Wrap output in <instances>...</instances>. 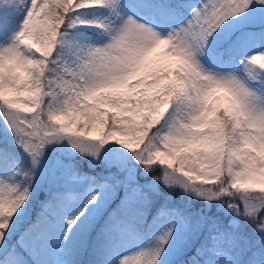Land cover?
Here are the masks:
<instances>
[{
	"label": "snow or ice",
	"instance_id": "obj_1",
	"mask_svg": "<svg viewBox=\"0 0 264 264\" xmlns=\"http://www.w3.org/2000/svg\"><path fill=\"white\" fill-rule=\"evenodd\" d=\"M0 121V264H264V0H0Z\"/></svg>",
	"mask_w": 264,
	"mask_h": 264
},
{
	"label": "trees",
	"instance_id": "obj_2",
	"mask_svg": "<svg viewBox=\"0 0 264 264\" xmlns=\"http://www.w3.org/2000/svg\"><path fill=\"white\" fill-rule=\"evenodd\" d=\"M88 35H92V33L89 32ZM223 106H225V105H223ZM77 118L81 119V120L83 119L80 117H77ZM65 122H67V121H65ZM0 123H2V121H0ZM117 138L124 139V137H117ZM6 139L7 138L1 136V133H0V142L8 143ZM12 146H13V148L15 147L14 144ZM75 159H76L78 167L82 168L84 172H91L92 171V169L89 168V158L88 157H82L79 154H77Z\"/></svg>",
	"mask_w": 264,
	"mask_h": 264
},
{
	"label": "rangeland",
	"instance_id": "obj_3",
	"mask_svg": "<svg viewBox=\"0 0 264 264\" xmlns=\"http://www.w3.org/2000/svg\"><path fill=\"white\" fill-rule=\"evenodd\" d=\"M22 19V17H21ZM165 50L164 46H162L160 49H158V52H163ZM165 63H171L173 66H175V64L177 63L175 60H172V59H166L165 60ZM218 95H224L223 93H218ZM223 105L227 106L226 104V101L223 103ZM0 133H1V136L7 138V142H10L11 141V136L10 134L8 133L7 129H6V126L2 123H0ZM135 246H133L132 248H129V249H126L125 251H131L133 250Z\"/></svg>",
	"mask_w": 264,
	"mask_h": 264
}]
</instances>
